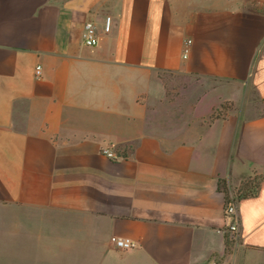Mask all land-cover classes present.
Wrapping results in <instances>:
<instances>
[{
	"label": "crops",
	"instance_id": "crops-1",
	"mask_svg": "<svg viewBox=\"0 0 264 264\" xmlns=\"http://www.w3.org/2000/svg\"><path fill=\"white\" fill-rule=\"evenodd\" d=\"M170 76L187 81L188 108L162 119L150 107L167 106ZM263 175V12L239 0H0V264H264V179L234 197Z\"/></svg>",
	"mask_w": 264,
	"mask_h": 264
},
{
	"label": "built area",
	"instance_id": "built-area-1",
	"mask_svg": "<svg viewBox=\"0 0 264 264\" xmlns=\"http://www.w3.org/2000/svg\"><path fill=\"white\" fill-rule=\"evenodd\" d=\"M111 26V19L110 17H106L104 19V32H108ZM82 42L85 46L88 47H94L98 43V39L95 33V28L94 25L91 21H87L83 24L82 27ZM191 41L190 40H185L183 43V49H182V56L186 57L188 52H189V47H190ZM35 75L37 77L40 76V66L35 67ZM103 154L112 160H118L120 157L117 154H114L108 150H104ZM236 203L235 199L233 197H229L224 211L225 215L229 218L230 223L227 228V239L231 245H235L237 240H238V218L236 214ZM109 243L112 245L114 248L118 250H129L135 247V243L130 241L129 239L125 238H120L116 236H111L109 237ZM204 264H221L219 261L215 259H210Z\"/></svg>",
	"mask_w": 264,
	"mask_h": 264
},
{
	"label": "rangeland",
	"instance_id": "rangeland-1",
	"mask_svg": "<svg viewBox=\"0 0 264 264\" xmlns=\"http://www.w3.org/2000/svg\"><path fill=\"white\" fill-rule=\"evenodd\" d=\"M243 7H247L251 10H259L264 13V0H239ZM166 81V94H165V101H168L166 107L163 108H156L154 110V106L150 107V110L159 116L162 119L170 118L174 113L185 112L188 107L184 106V96L182 94V88L186 85L187 81L183 79L181 76H170L167 77ZM184 106V107H182ZM186 113V112H185Z\"/></svg>",
	"mask_w": 264,
	"mask_h": 264
},
{
	"label": "trees",
	"instance_id": "trees-1",
	"mask_svg": "<svg viewBox=\"0 0 264 264\" xmlns=\"http://www.w3.org/2000/svg\"><path fill=\"white\" fill-rule=\"evenodd\" d=\"M232 108V104H228V103H223L220 105V107L218 109H216L209 117L208 120L212 121L215 118H221L224 117L226 112L228 110H230ZM264 179V175L263 176H256V177H249L247 179H245L242 184H241V190H238L234 197L238 198L240 196H253L256 194L257 188H258V184H259V180ZM222 189L224 190V192L226 193V195L228 196V189L227 187H225V185H222Z\"/></svg>",
	"mask_w": 264,
	"mask_h": 264
}]
</instances>
